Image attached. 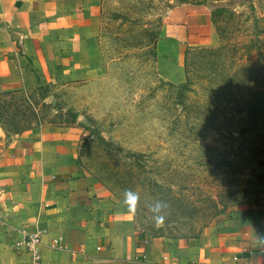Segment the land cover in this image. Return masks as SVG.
I'll list each match as a JSON object with an SVG mask.
<instances>
[{
	"label": "rangeland",
	"instance_id": "374dc122",
	"mask_svg": "<svg viewBox=\"0 0 264 264\" xmlns=\"http://www.w3.org/2000/svg\"><path fill=\"white\" fill-rule=\"evenodd\" d=\"M66 72L0 94V162L69 130L78 171L141 237L194 243L264 189V0H41ZM125 190L139 196L135 216ZM166 214L157 228L150 211ZM163 205H167L164 207Z\"/></svg>",
	"mask_w": 264,
	"mask_h": 264
},
{
	"label": "crops",
	"instance_id": "0c3cea01",
	"mask_svg": "<svg viewBox=\"0 0 264 264\" xmlns=\"http://www.w3.org/2000/svg\"><path fill=\"white\" fill-rule=\"evenodd\" d=\"M41 0H0V94L47 84L66 72L71 47L52 57ZM0 162V264H25L14 246L38 234L40 264H264V189L194 243L141 237L78 171L69 130L18 136Z\"/></svg>",
	"mask_w": 264,
	"mask_h": 264
},
{
	"label": "clouds",
	"instance_id": "9594fccd",
	"mask_svg": "<svg viewBox=\"0 0 264 264\" xmlns=\"http://www.w3.org/2000/svg\"><path fill=\"white\" fill-rule=\"evenodd\" d=\"M138 203H139V196L137 194H134L131 190H125L123 205L127 208V212L129 215L135 216ZM163 206L166 207L167 205H163ZM161 207H162L161 203L157 201L155 206L150 209V211L154 213V215L152 216V220L154 222V226L157 228L163 227L166 219V214L160 213ZM258 238L261 241V243H264V235Z\"/></svg>",
	"mask_w": 264,
	"mask_h": 264
},
{
	"label": "built area",
	"instance_id": "2783aa9c",
	"mask_svg": "<svg viewBox=\"0 0 264 264\" xmlns=\"http://www.w3.org/2000/svg\"><path fill=\"white\" fill-rule=\"evenodd\" d=\"M14 246L25 253L27 259L25 264H40L38 234L25 235L22 240L15 243Z\"/></svg>",
	"mask_w": 264,
	"mask_h": 264
},
{
	"label": "trees",
	"instance_id": "16d2710c",
	"mask_svg": "<svg viewBox=\"0 0 264 264\" xmlns=\"http://www.w3.org/2000/svg\"><path fill=\"white\" fill-rule=\"evenodd\" d=\"M247 117L252 118L254 121L257 118L264 117V97L257 98L254 103L249 104L247 107Z\"/></svg>",
	"mask_w": 264,
	"mask_h": 264
}]
</instances>
